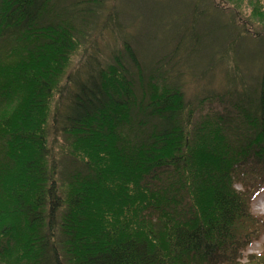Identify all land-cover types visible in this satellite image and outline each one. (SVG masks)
Wrapping results in <instances>:
<instances>
[{"label": "trees", "instance_id": "16d2710c", "mask_svg": "<svg viewBox=\"0 0 264 264\" xmlns=\"http://www.w3.org/2000/svg\"><path fill=\"white\" fill-rule=\"evenodd\" d=\"M58 1L0 0V264H264L243 255L264 236V51L253 84L194 103L130 42L72 74ZM216 101L228 116L202 115Z\"/></svg>", "mask_w": 264, "mask_h": 264}, {"label": "rangeland", "instance_id": "374dc122", "mask_svg": "<svg viewBox=\"0 0 264 264\" xmlns=\"http://www.w3.org/2000/svg\"><path fill=\"white\" fill-rule=\"evenodd\" d=\"M76 2L78 10L73 9ZM58 3L62 17L79 29L76 35L82 42L69 73L85 72V63L92 57L102 63L112 61L114 55L123 53L124 43L130 42L144 66L154 67L158 62L161 72L166 71L170 81L180 84L192 103L225 95L236 86L240 88L242 81L253 84L261 76L262 64L254 61L253 55L260 56L264 45L251 41V34L264 28V22L253 16L257 7L264 13V0H59ZM232 20L237 27L233 35L241 32L239 25L245 24L250 30L236 45L237 52L247 48L244 54L228 49L235 37L226 28ZM249 52L253 56L250 61L245 58ZM203 107L202 115L216 112L228 116L232 111L228 101L208 102ZM235 187L243 192L248 190L239 182ZM250 208L252 214L264 218V189ZM263 250L264 236L244 252V261L250 254Z\"/></svg>", "mask_w": 264, "mask_h": 264}]
</instances>
